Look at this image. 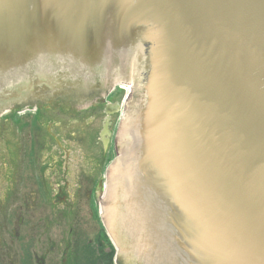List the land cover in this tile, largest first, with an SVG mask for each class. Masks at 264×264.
I'll list each match as a JSON object with an SVG mask.
<instances>
[{"label":"water","instance_id":"obj_1","mask_svg":"<svg viewBox=\"0 0 264 264\" xmlns=\"http://www.w3.org/2000/svg\"><path fill=\"white\" fill-rule=\"evenodd\" d=\"M56 76L96 105L82 81L134 83L100 196L120 264H264V0H0V125Z\"/></svg>","mask_w":264,"mask_h":264},{"label":"flooded vegetation","instance_id":"obj_2","mask_svg":"<svg viewBox=\"0 0 264 264\" xmlns=\"http://www.w3.org/2000/svg\"><path fill=\"white\" fill-rule=\"evenodd\" d=\"M47 80L48 84L46 83V85H44L45 87L40 88L39 92L36 95H33L34 98L32 99L33 102L31 104H35L37 106L35 109L36 116H31L30 118L27 116L23 118L14 116L13 122L20 127L25 126L26 128H29L33 126L35 121H43L44 113H49L50 110H56L58 108L62 114L66 115V117H71L72 121L70 124H72L71 126L76 129V132L72 133L71 131L69 133V130H66L68 126L64 124L65 121L63 122L61 115H57L60 120H56L59 122H55L53 125L54 128H61V133L63 135L66 133L72 134L73 136L79 134L80 137L82 136L84 141L92 143L96 133L93 132L92 129L88 128L89 120H85V124H82L83 127H81L80 118L97 106L95 102L98 101L103 103V100H99V98L94 100V97L84 99V97L77 92L81 91V89H75L72 91V80L63 79L58 76H56V78L49 77ZM78 86H80L83 91L89 92L91 96L96 94L97 91H104L103 89L101 90V85L98 82L87 83L82 81V83ZM105 86L108 87L109 83L105 84ZM51 90H55L51 93V95H54L52 97L53 99L51 101L48 100L46 103L47 105H43L45 103L44 97L49 95V93L46 92H50ZM105 103H107V111L114 112L116 110V106L114 104L107 101H105ZM49 114L47 115L50 117L52 114ZM47 132L49 133L48 130ZM97 133H99V135L101 134L102 144L105 146L106 144H109V151L112 134L110 130V122L102 123ZM34 135L36 136V133H34L33 136ZM27 138L30 146L22 148L21 155L25 157V161L20 164L21 167L18 172V178L13 180L8 170L5 169L4 178L0 181V185L5 184L3 186V195L0 196V204H2L1 200L2 198L4 199L5 195L7 196V193H16V195L12 196V201L10 202L13 204H10L7 208L0 205V219H3L5 224L2 226V230H4L3 232H5L8 236V238H5V241H2L0 238V246H18V264H34L35 261H38V264H45L49 261V255L54 253L55 249H57L56 246H69V250L72 251L73 256L72 264H75L77 258H82L84 261L87 251L84 250V247L86 248V246L92 245V239L89 238L91 233H87L90 226L89 220L91 212L88 213L86 211L83 215H77L76 217L73 215L75 217L74 220L72 218V210L67 209V211L66 208L61 205H65V199L72 196L67 191V189L70 188L68 178L65 180L62 179L61 176L62 174L68 175L70 171L63 164V162H59V158L56 159L55 156L60 155V153H64L65 145L63 143H58L56 137L53 135L56 145L54 147H48L45 151H42V147L38 146L40 142L38 139L35 141V138ZM40 153H42V155L44 154L45 157L42 158V163L38 167V158L35 163L33 161L36 155ZM30 154L31 156H29ZM49 158H52V161H50ZM94 166L95 168L92 167L89 171L81 174L83 175V178L78 179L77 184L79 190H75L74 198L79 196L82 191L87 192V195H85V193L83 194V197L85 195L87 200L91 199V192L96 194V198L101 196L102 188H99L101 179H98L97 183H94L93 179L94 172L97 170L96 166H99V164ZM10 172H12V170H10ZM86 187L89 188L86 189ZM35 188L40 189L39 195L34 191ZM7 189L8 192L5 194ZM28 200H35V202H37V212H30L28 210L29 208L23 210L22 206L24 208L25 206L22 203H25ZM57 204L62 206L63 210L62 213H59L57 222H55L50 219L51 216L56 213L53 208ZM65 206L68 207L67 205ZM39 212L42 213L39 214ZM67 214L70 215L71 219L67 224L68 232L65 234L66 236L62 242V239L58 238L60 232L54 227L60 225L61 217L66 220ZM54 218L55 217H53V219ZM72 221L75 224V229L72 228ZM95 233L96 236L94 244L95 246H100L102 248V246H105V243L102 240V233L100 230H97ZM32 246H38L37 254L32 252ZM0 264H2V261H0Z\"/></svg>","mask_w":264,"mask_h":264},{"label":"rangeland","instance_id":"obj_3","mask_svg":"<svg viewBox=\"0 0 264 264\" xmlns=\"http://www.w3.org/2000/svg\"><path fill=\"white\" fill-rule=\"evenodd\" d=\"M126 93L122 91L121 89L113 91L110 103L114 104L116 106V110L114 112L107 111L106 104H97V106L92 109L91 111H88L85 115H83L80 118V124L81 127L82 124H85V120H89V126L88 128L92 129L93 132L96 134L94 135L93 142H86L83 140L82 136L80 137L79 134H76V136H73L72 134H69L71 131L76 132V129L73 128L70 124L72 121L71 117H66L65 114L57 113V114H49L50 117L47 114L44 115V120L41 122L35 121L33 126L31 127H20L16 123L13 122L14 116L12 117H4L3 121L0 125V181L3 180L5 175V169L8 170V172L11 175V178L13 180L18 178V172L20 170V164L25 161V157L21 155L22 148L30 146L28 138H35L36 141L38 139L39 144L38 146L42 147V151H45L48 147H54L56 145L55 140L53 139V135L56 137L58 143H63L65 146L64 153H60V155H55L56 159L59 158V162H63V164L68 168L70 171L68 175L62 174V179L69 180L70 188L67 189V191L72 195L65 199V205L61 204L67 209L72 210V218L75 220V217L77 215H83L86 211L90 214V226L87 230V233L91 236L89 238L92 239V245L84 247V250L86 251V256L84 258V261L82 258H77L75 264H106V261L108 259V254L110 252V248L113 249L114 255H113V264H120V252L117 251L116 244L112 241L111 237L109 236L107 230L105 229L104 225L102 224V220L99 216L100 208L102 207V201L100 197L96 198V194L94 192H91V199H86L85 195H87V192L82 191V193L79 194V196L75 195V190L78 189V179L83 178V175L86 171H89L92 167L95 168L94 165L99 164L97 167V170L94 172V183H97L98 179H106V173L105 171L109 168V166L112 164V161L114 159L117 160L119 155V149H120V143H121V136H122V130H123V124H124V116L126 111V105L127 100L123 102V98L125 97ZM128 98H133L132 93ZM106 111V112H105ZM71 114V113H70ZM61 115L63 122L68 127L66 130H69V133H66L63 135L61 132V128H54L55 122H59L56 120H60L58 118ZM31 116L36 115H27L28 118ZM110 122V130L112 132L111 134V140H110V148L108 151L109 144H102L101 142V134L97 133L99 128L101 127L102 123H108ZM85 126V125H84ZM49 131V133L47 132ZM97 130V131H96ZM36 133V136L33 134ZM40 137V138H39ZM64 141V142H63ZM66 143V144H65ZM104 146V149H103ZM67 152V153H65ZM51 156V155H49ZM35 157V156H34ZM45 155L42 153L36 155L34 159V163L38 158L39 164L38 167L42 163V158H44ZM109 159V160H108ZM50 161H52V158H49ZM114 162V161H113ZM3 170V172H2ZM12 170V172H10ZM7 172V171H6ZM81 175V176H80ZM66 176V177H65ZM11 184V180H10ZM5 184L0 185V196L3 195V186ZM63 186V185H61ZM77 186V187H76ZM89 187H86L88 189ZM94 189V188H93ZM34 191L39 195L40 189H34ZM93 191V190H92ZM8 192H5V194ZM85 193L84 197L83 194ZM18 194V193H17ZM16 195V193H7V196L5 195L4 199L2 198L0 204L2 207L4 206L7 208L12 201V196ZM7 197V198H6ZM9 197V198H8ZM6 198V199H5ZM56 203V202H55ZM25 208L22 206L23 210L28 209L30 212L36 210L37 202L35 200H28L25 203H22ZM62 206H59L58 204L53 208L54 209V215L51 216L52 221L57 222V217L59 216V213H62ZM61 207V208H60ZM68 211V210H67ZM42 212H39L41 214ZM75 215V217L73 216ZM53 217H55L53 219ZM64 217V216H63ZM99 218L100 223L102 224L104 228V235L102 233L103 241L105 243V246H95V232L97 230H100V223H97V219ZM71 217L69 214H67L66 220L60 219V225L55 226L54 228L60 232V235L58 238L63 239L66 236L68 232L67 224L69 223ZM4 224V220L0 219V238L2 241H5V238L7 234L3 232L2 226ZM72 228L75 229V224L72 221ZM2 230V231H1ZM101 238V237H100ZM58 240V239H57ZM101 241V240H100ZM73 242V241H72ZM113 244H112V243ZM111 246V247H110ZM57 249H55V252L49 255V261L45 264H72V251L69 250V246H56ZM37 248L38 246H32V252L34 254H37ZM57 250V253H56ZM18 252L19 248L18 246H0V261H2V264H18ZM119 252L118 257L116 258L115 255ZM104 255V256H103ZM83 261V263H82ZM38 261H35L34 264H38Z\"/></svg>","mask_w":264,"mask_h":264},{"label":"bare ground","instance_id":"obj_4","mask_svg":"<svg viewBox=\"0 0 264 264\" xmlns=\"http://www.w3.org/2000/svg\"><path fill=\"white\" fill-rule=\"evenodd\" d=\"M116 87H117V86H115V88H116ZM126 90H127L128 92L131 91L130 88H126ZM116 168H117V163H116L112 168H110V170H111V169H116ZM110 170H109L108 173H107L106 181H108L109 174H110ZM100 212H101V216H102L101 219H102V222H103L104 226L109 230L110 235L113 237L112 239H113L114 243H115L116 246L119 247V249H120L119 243H118V241H117V238H116V236H115V233H114V231H113V228H112V226H111V223H110V221H109V218H108V216H107V213H106V211H105V208H104L103 204H102V207L100 208ZM119 251H120V250H119Z\"/></svg>","mask_w":264,"mask_h":264},{"label":"trees","instance_id":"obj_5","mask_svg":"<svg viewBox=\"0 0 264 264\" xmlns=\"http://www.w3.org/2000/svg\"><path fill=\"white\" fill-rule=\"evenodd\" d=\"M100 227H101V232L103 233V235H104V230H103V228H102V226H101V224H100ZM111 247V246H110ZM114 253V251H113V249L112 248H110V252H109V254H108V259H107V261H106V264H113V261H112V259H113V254Z\"/></svg>","mask_w":264,"mask_h":264}]
</instances>
